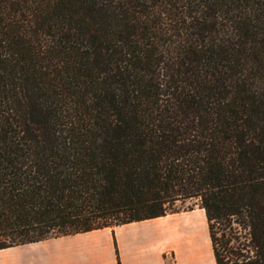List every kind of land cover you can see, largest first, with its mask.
<instances>
[{
    "label": "trees",
    "instance_id": "trees-1",
    "mask_svg": "<svg viewBox=\"0 0 264 264\" xmlns=\"http://www.w3.org/2000/svg\"><path fill=\"white\" fill-rule=\"evenodd\" d=\"M189 198L264 264V0H0V249Z\"/></svg>",
    "mask_w": 264,
    "mask_h": 264
},
{
    "label": "crops",
    "instance_id": "crops-1",
    "mask_svg": "<svg viewBox=\"0 0 264 264\" xmlns=\"http://www.w3.org/2000/svg\"><path fill=\"white\" fill-rule=\"evenodd\" d=\"M194 211L2 248L0 264H215L205 214Z\"/></svg>",
    "mask_w": 264,
    "mask_h": 264
},
{
    "label": "rangeland",
    "instance_id": "rangeland-1",
    "mask_svg": "<svg viewBox=\"0 0 264 264\" xmlns=\"http://www.w3.org/2000/svg\"><path fill=\"white\" fill-rule=\"evenodd\" d=\"M176 206L179 210V212H189L193 211L191 215H195L201 208L199 207L198 199L196 198H189L182 201H177ZM232 243H235V240L232 241Z\"/></svg>",
    "mask_w": 264,
    "mask_h": 264
},
{
    "label": "bare ground",
    "instance_id": "bare-ground-1",
    "mask_svg": "<svg viewBox=\"0 0 264 264\" xmlns=\"http://www.w3.org/2000/svg\"><path fill=\"white\" fill-rule=\"evenodd\" d=\"M189 217H192L193 219L195 218H197V219H199V220H202L203 218H204V211L201 209V210H199V212H197L195 215H191V216H189ZM186 219H187V217H186ZM205 219V218H204ZM181 223H183V222H181Z\"/></svg>",
    "mask_w": 264,
    "mask_h": 264
}]
</instances>
